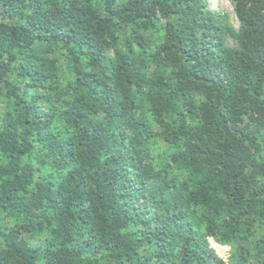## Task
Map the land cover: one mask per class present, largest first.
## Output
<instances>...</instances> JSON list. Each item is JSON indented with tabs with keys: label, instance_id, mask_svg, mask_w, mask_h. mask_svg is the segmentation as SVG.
<instances>
[{
	"label": "trees",
	"instance_id": "obj_1",
	"mask_svg": "<svg viewBox=\"0 0 264 264\" xmlns=\"http://www.w3.org/2000/svg\"><path fill=\"white\" fill-rule=\"evenodd\" d=\"M209 1L0 0V264H264V0Z\"/></svg>",
	"mask_w": 264,
	"mask_h": 264
},
{
	"label": "rangeland",
	"instance_id": "obj_2",
	"mask_svg": "<svg viewBox=\"0 0 264 264\" xmlns=\"http://www.w3.org/2000/svg\"><path fill=\"white\" fill-rule=\"evenodd\" d=\"M209 7L210 9L214 11H220V12L229 14L232 22L238 27V22L235 16L234 8L230 0H210ZM210 242L212 246H214L215 244H219L213 239H211ZM222 246L227 247L224 245ZM219 250H220V254L222 255V257H224L225 261H228V258L230 256V247H227L226 249H219Z\"/></svg>",
	"mask_w": 264,
	"mask_h": 264
},
{
	"label": "built area",
	"instance_id": "obj_3",
	"mask_svg": "<svg viewBox=\"0 0 264 264\" xmlns=\"http://www.w3.org/2000/svg\"><path fill=\"white\" fill-rule=\"evenodd\" d=\"M213 249H215V251L217 252V254L224 259V257H222V255L220 254V250L219 249H226L227 247H223L222 245L219 244H215L214 246H212ZM225 260V259H224Z\"/></svg>",
	"mask_w": 264,
	"mask_h": 264
}]
</instances>
